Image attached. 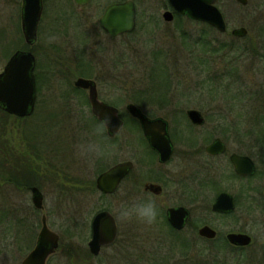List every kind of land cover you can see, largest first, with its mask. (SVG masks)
<instances>
[{
    "label": "rangeland",
    "instance_id": "obj_1",
    "mask_svg": "<svg viewBox=\"0 0 264 264\" xmlns=\"http://www.w3.org/2000/svg\"><path fill=\"white\" fill-rule=\"evenodd\" d=\"M113 1L91 0L80 6L73 0H43L39 39L30 46L22 32L23 0H0V72L9 51L11 56L16 46H29L37 58L38 87L32 115L11 117L0 111V264H22L36 245L43 214L60 235L59 251L48 264H210L211 251L222 246L200 238L192 247L174 248L154 223L120 219L121 206L154 202L166 207L173 199L131 194V179L113 195H102L96 188L101 169L131 157L136 133L131 130L140 127L131 123V102L168 119L171 129L194 134L197 144L178 142L180 152L202 148L209 137H221L230 151L252 154L263 169L254 179H264V0H249L247 6L217 0L228 26L225 33L187 15L165 21L166 0H134L137 27L117 37L99 23ZM168 6L172 9L169 2ZM240 26L248 28L246 37L232 34ZM222 42L231 46L230 53L217 51ZM232 61L237 62L236 73L229 67ZM80 76L96 79L100 97L119 108L125 126L117 137L110 138L93 115L88 93L78 91L74 82ZM150 93L159 98H150ZM190 108L206 116V124L197 131L184 114ZM201 160L208 161L222 180L218 190L201 192L200 203L210 206L220 191L239 198L235 212L227 217L216 219L200 203L196 216L207 223L212 220L221 233L245 224L254 237L244 250L246 260L225 248L220 255L234 260L229 264H264V204L256 191L264 181L231 178L227 156L204 158L200 150L193 160L176 157L170 168L180 172L184 164L190 171ZM10 179H31L40 186L18 188L7 182ZM32 186L43 192L42 210L32 201ZM245 191L257 194L259 208L254 212ZM186 196L176 199L192 204ZM101 209L115 215L120 233L95 256L88 242L92 218Z\"/></svg>",
    "mask_w": 264,
    "mask_h": 264
},
{
    "label": "water",
    "instance_id": "obj_2",
    "mask_svg": "<svg viewBox=\"0 0 264 264\" xmlns=\"http://www.w3.org/2000/svg\"><path fill=\"white\" fill-rule=\"evenodd\" d=\"M85 5L90 0H75ZM243 6L249 5V0H236ZM172 10L163 13L165 21L174 20L175 12L188 15L191 19L208 23L221 33L228 30L225 17L217 4V0H169ZM44 9L43 0H23L22 3V32L25 41L32 46L38 39V29ZM100 25L112 37L133 32L137 25V7L134 0H125L109 4L100 17ZM236 37H246L249 30L245 26L232 29ZM36 55L31 49L16 50L6 62L0 72V109L17 117H28L36 108L38 89L36 79ZM78 88L89 89V102L92 112L101 120L111 136L119 133L124 127V120L120 117L119 108L99 98L97 83L94 79L78 77L75 81ZM130 114L140 119L142 127L151 145L161 155V160H167L172 153V145L168 134V122L162 118L151 119L146 116L134 103L128 104ZM190 120L202 125L205 118L201 111L189 109ZM210 153L225 150L224 143L217 139L207 147ZM232 162L236 171L241 175H251L255 172V163L249 156L233 154ZM132 167L131 161L115 164L101 173L96 179L97 188L104 193H113ZM32 200L37 208H44V195L41 189L33 186ZM236 204L234 196L229 192H222L216 199L213 209L220 212H232ZM189 211L185 207L171 208L169 219L178 229L183 228ZM118 227L114 215L109 210L98 212L92 223V238L88 245L94 255H98L102 246L114 242ZM200 234L214 238L216 231L210 226L200 229ZM231 242L239 245H248L252 238L248 234L231 233L228 235ZM60 235L51 229L47 217L43 215L42 227L35 248L25 257L22 264H47V258L59 246Z\"/></svg>",
    "mask_w": 264,
    "mask_h": 264
},
{
    "label": "flooded vegetation",
    "instance_id": "obj_3",
    "mask_svg": "<svg viewBox=\"0 0 264 264\" xmlns=\"http://www.w3.org/2000/svg\"><path fill=\"white\" fill-rule=\"evenodd\" d=\"M73 1L76 4H78L75 0H73ZM122 1H125V0H114L111 3L122 2ZM168 2H169V0H166L165 3H163V2H162L163 4L161 3L164 7H166V10L171 9V8H168L169 7ZM111 3H109V4H111ZM169 4H170V2H169ZM78 5H80V4H78ZM85 5H87V4H85ZM85 5H80V6H85ZM136 7H137V5H136ZM137 14H138V11H137ZM177 17H178V13L175 12L174 19ZM136 27H137V25H136ZM38 39H39V37H38ZM38 39H37V41H38ZM37 41H36V43H37ZM80 77H83V76H80ZM85 78H87V77H85ZM91 79H94V78H91ZM94 80L97 83V89H98V82L96 79H94ZM78 89H79L78 91L82 90V91H85L86 93H88L87 95H88V100H89V89H84V88H78ZM98 94H99V92H98ZM99 98L101 100L107 101L110 104H112L110 101L102 99L100 97V95H99ZM156 98H153V99L156 100ZM166 102H168V101H166ZM131 103H133V102H131ZM157 103H159V102H157ZM134 104L139 109H141L142 112L146 116H148L149 118H151V119L162 118L168 122V134H169V139H170L171 145H172L171 156L165 161L161 160L160 153L155 148H153L148 137L146 136L140 119L131 114V123H134L135 125H137V123H138L140 126V127H138V125H137V128H134L133 130H131L132 132L133 131L136 132V133H133L134 134V136H133L134 137V143L131 142V157L126 159V160H121L115 164H118V163L123 162V161H131L132 167H131L130 171L128 172V174L123 178V180L120 182L119 186L117 187V189L113 193H104V192L100 191L97 188V183H96V188L101 192L102 195H113L119 190V188L121 187V185L123 184V182L126 179H131V194H134L135 192H137L138 194L142 195L143 197H154V198H162L163 197L166 202H167V200L169 201L170 199H173L170 204H166L167 205L166 207H160V206L156 207L158 214H157L156 221H155L154 225L157 227L156 230L163 231L164 234L167 235V237L171 240L170 242L174 243V245H173L174 248L175 247H182V248L183 247H192L201 238V239L208 240L210 243H213V245H215V246H218V247L222 246L221 248L219 247V250L217 249L215 251V249H214L213 251H211V253L213 255H212V258L210 260V264H229L230 262H234V260L229 261L228 259H224V255H220L221 253H224V248L227 249L228 251L231 250L234 253L240 252L239 254L241 256H245V254H243L244 250L246 248L250 247L254 242V237L247 230V226L245 224L239 228H235L233 230H230L228 233H221L220 230L218 228H216L215 225H213L211 223L212 220L211 221L207 220V221H210L207 223L204 221L205 218H202L201 216H196L197 213H195V212L196 211L200 212L198 210V207H199V203H200L201 192L205 188L214 189L215 187L218 186L219 181L222 180L221 176H219V174L216 173V171L212 167V165L208 161L201 160L200 162L198 161V163L195 164V167L193 169L188 171V169H186L185 166L183 167L184 164H181L180 172H178L177 170H173L172 168H170V166L172 165V163L176 157H180V158H183L185 160H193L194 157L198 155L199 150H200V153L204 158L205 157L217 158V157L223 156V155L227 156L229 163L233 167V172H232L231 178L240 179V180H244V181L249 182L251 180L264 181L263 177H262V179H254L257 177V175L259 173L262 172L263 169H260L261 165H259V167H257L256 160L252 156V154H246V152H241V151H230L229 146L221 137H215L212 140H210V137H209L208 141L204 145L202 144V148H199V147H198L199 149L194 148V150H191V151H184L185 153L180 152V150H182V149H180L181 146H179L178 142H181V144H185V145L191 146V147H194L195 144H197V139L194 137V134L193 133H191V134H184L183 133L182 134L179 131H175V130L170 128L169 120L166 119L165 117L160 116L158 114H152L151 115V113L145 112L136 103H134ZM193 109H197V110L201 111L198 108H193ZM188 110L189 109H187L184 114L189 119V121L192 125L191 128L194 129V131L195 130L197 131L199 128H202L206 124V116L203 113V111H201V113L203 114V116L205 118V122L202 125H197V124H194L190 120V118L188 116ZM93 115L96 117V119L101 124H103L105 126V124L101 120H99V118L94 113H93ZM120 117H121V115H120ZM124 126H125V121H124ZM106 130H107V134L110 138H115L120 133L119 132L116 135L111 136L108 133L107 127H106ZM135 138L139 141L138 144L135 143V141H136ZM217 139H220L224 143L225 150L222 152H218V153H210L207 150V147L210 146L211 144H213ZM233 154H238L240 156H249L253 160V162L255 163V167H256L255 172L251 175L239 174L236 171L235 165L231 159V156ZM114 165H111L107 169L104 168L101 171H99L98 176L101 173L107 171L109 168H111ZM98 176H97V178H98ZM250 188L252 189L253 186ZM216 190H218V189H216ZM256 191H257L258 196L260 197L259 201L260 202L262 201L261 203L264 204V184L262 183V187H261L260 191H258V189ZM222 192H229V191H220L219 193H217L215 198H214L213 203L210 206H208L207 204L205 205L203 203H200L201 205H203L204 209L206 208L210 212H212V214L214 216H216V219H219L221 217H227V216L233 214L237 208V202H238L239 195L237 198V195H234L233 193L229 192L234 196L235 204H236L235 210H233L232 212H220V211H215L213 209V205H214L217 197ZM243 194L244 195L246 194L245 196H247V197L251 196V198L248 199L249 205L253 208V212L256 211L259 208V206H258L259 202L256 198L257 194L256 195L251 194L248 191H245V193L243 192ZM185 195H187L186 197H188L189 200L192 201L191 202L192 204H190V203L185 204L182 201H180V199H176L180 196L183 197ZM177 207H185L189 211V215L187 216L185 224H184L183 228H181V229L176 228L171 223V221L169 219V210L171 208H177ZM37 209H40V208H37ZM103 210H108V209H101L98 212L103 211ZM43 215H45L47 217L46 214H43ZM95 215H94V217H95ZM94 217L92 218L91 228H92V223H93ZM114 217H115V215H114ZM42 218H43V216H42ZM115 220H116L117 227H118L117 237L113 243L108 244V245H104V246H102V248L105 246H109V245L114 244L116 242V240L118 239L120 231H119V225H118L116 217H115ZM47 222H48V217H47ZM204 226H210L211 228H213L216 231V236L214 238H208V237L201 235L200 229ZM231 233L248 234L249 236H251L252 240L248 245L235 244V243L231 242L228 238V235ZM38 236H39V234H38ZM217 243H219V244H217ZM36 244H37V242H36ZM59 248H60V242H59V246L56 249V251L53 254L48 256L47 264H48V260L59 251ZM102 248H101V250H102ZM95 256H97V255H95ZM227 258H228V256H227ZM246 258H247V256H245V260H246ZM243 260H244V257L241 261H243Z\"/></svg>",
    "mask_w": 264,
    "mask_h": 264
},
{
    "label": "clouds",
    "instance_id": "obj_4",
    "mask_svg": "<svg viewBox=\"0 0 264 264\" xmlns=\"http://www.w3.org/2000/svg\"><path fill=\"white\" fill-rule=\"evenodd\" d=\"M157 214L154 202L138 203L130 207L121 206L120 219L131 220L135 217L142 223L153 224L156 221Z\"/></svg>",
    "mask_w": 264,
    "mask_h": 264
},
{
    "label": "trees",
    "instance_id": "obj_5",
    "mask_svg": "<svg viewBox=\"0 0 264 264\" xmlns=\"http://www.w3.org/2000/svg\"><path fill=\"white\" fill-rule=\"evenodd\" d=\"M178 17H182L181 14H178ZM180 19V18H178ZM206 24V23H205ZM207 25V28H211L212 31H215V32H218L215 28H213L212 26ZM219 33V32H218ZM23 40V38H22ZM208 46V44H206ZM220 47H218L217 51H229V53L231 52L232 48L230 45H228L226 42H222L221 44H219ZM233 46V45H232ZM17 49L19 48H22V49H30L29 46H26V47H22V45H19V46H16ZM216 49V48H215ZM10 54H11V51H9V53L6 55L8 58L10 57ZM203 63V61H201ZM231 71L233 73H236L238 71V66H237V62L236 61H232V63L229 65ZM152 96H150V98H154L153 96V93H150ZM155 95V94H154ZM155 100V99H154ZM2 113L8 115V116H11L13 117V115H10L2 110H0ZM26 118V117H24ZM23 119V118H22ZM41 158V157H40ZM104 169V168H103ZM102 170V169H101ZM263 171V170H262ZM8 183H11L15 186H17L18 188H23V187H29L31 185H37V186H40L38 182H35V181H31V179H24V180H16V179H10V180H7Z\"/></svg>",
    "mask_w": 264,
    "mask_h": 264
}]
</instances>
